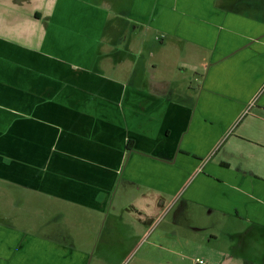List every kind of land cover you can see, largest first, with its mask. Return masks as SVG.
<instances>
[{
  "label": "crops",
  "instance_id": "0c3cea01",
  "mask_svg": "<svg viewBox=\"0 0 264 264\" xmlns=\"http://www.w3.org/2000/svg\"><path fill=\"white\" fill-rule=\"evenodd\" d=\"M168 206L264 228V0H0V264H87L36 207Z\"/></svg>",
  "mask_w": 264,
  "mask_h": 264
},
{
  "label": "rangeland",
  "instance_id": "374dc122",
  "mask_svg": "<svg viewBox=\"0 0 264 264\" xmlns=\"http://www.w3.org/2000/svg\"><path fill=\"white\" fill-rule=\"evenodd\" d=\"M176 208L158 212L146 233L138 226L120 227L114 243L104 242L107 233L94 212L92 221H85L83 212L64 216L49 207H36L25 215H33L27 223H33V231L86 250L87 264H195L196 258L206 264H264V228H251L244 220L218 213L205 217L200 213L193 221L186 214L176 217ZM163 231L166 236L159 238ZM124 234L130 235V243L121 240Z\"/></svg>",
  "mask_w": 264,
  "mask_h": 264
},
{
  "label": "built area",
  "instance_id": "2783aa9c",
  "mask_svg": "<svg viewBox=\"0 0 264 264\" xmlns=\"http://www.w3.org/2000/svg\"><path fill=\"white\" fill-rule=\"evenodd\" d=\"M194 262L195 264H206L205 261L201 258H196Z\"/></svg>",
  "mask_w": 264,
  "mask_h": 264
},
{
  "label": "trees",
  "instance_id": "16d2710c",
  "mask_svg": "<svg viewBox=\"0 0 264 264\" xmlns=\"http://www.w3.org/2000/svg\"><path fill=\"white\" fill-rule=\"evenodd\" d=\"M130 142V141H129ZM130 144V143H129ZM127 147H128V145H127Z\"/></svg>",
  "mask_w": 264,
  "mask_h": 264
}]
</instances>
